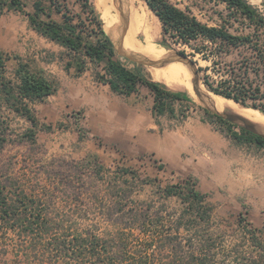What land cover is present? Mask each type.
<instances>
[{
    "label": "trees",
    "instance_id": "obj_1",
    "mask_svg": "<svg viewBox=\"0 0 264 264\" xmlns=\"http://www.w3.org/2000/svg\"><path fill=\"white\" fill-rule=\"evenodd\" d=\"M145 1L162 23L161 45L165 47L170 48L169 37L182 45L209 41L215 45L210 50L217 55L229 52L232 47H249L251 55L243 61L244 68L232 64L226 78L216 83L205 79V83L212 92L264 113V17L253 4L248 0H214L225 3L236 19L247 21V26L257 32L255 39L251 34L232 33L222 25H208L170 0ZM5 11L23 13L33 30L60 45L66 71L81 75L94 64L96 79L109 84L116 93L129 95L138 91L140 85L150 88L155 98L157 124H161L164 115L178 122L189 116L187 110L192 100L188 93L171 90L151 76L130 69L117 55L93 0H0V12ZM180 53L187 55L185 50ZM17 59L14 76L9 78L6 57L0 50V151L8 139L5 112L21 115L36 127L39 121L31 103L57 91L56 83L43 68L35 69L22 58ZM250 64L257 66L251 68ZM250 69L261 77L258 82L250 77ZM204 112L230 130L235 126L206 108ZM231 134L241 142L264 149V136L260 134L243 127L240 131L231 130ZM27 139L36 143L34 130L27 133ZM42 173L53 179L40 188L29 189L18 180H10L12 177L0 168V264H153L149 256L157 252L168 260L154 264H221L215 260L212 234L200 229L203 223L211 222L213 206L207 193L190 178L162 186L155 180L141 179L132 169L112 171L97 161L78 168H51ZM88 175L95 178L94 184L88 183ZM146 183L152 185L159 206L155 199L133 197L137 187ZM93 186L97 187L93 196L83 198ZM60 192L71 194L68 199L71 214L60 211ZM171 197H178L181 203L180 208L174 209L176 217L167 209ZM245 221L241 213L238 224L243 227V238L258 247L257 229ZM261 254L260 258L250 256L251 264H264L263 249Z\"/></svg>",
    "mask_w": 264,
    "mask_h": 264
},
{
    "label": "rangeland",
    "instance_id": "obj_2",
    "mask_svg": "<svg viewBox=\"0 0 264 264\" xmlns=\"http://www.w3.org/2000/svg\"><path fill=\"white\" fill-rule=\"evenodd\" d=\"M170 1L176 6L190 11L200 21L208 25H222L232 33L251 34L254 35V39L257 37V32L247 26V21L242 18L236 19L225 3L214 0ZM248 1L264 17V0ZM109 3L110 0L102 10V14L98 11L102 20L103 12L109 6ZM139 3L156 15L145 0H140ZM157 20L159 32L155 40L156 44H154L155 50L149 54L152 57L150 59L161 60L169 57V53L185 50L189 60L194 61V65L190 66L184 61H174L175 63L172 62L171 65L176 67V72L180 76H184L191 83L195 96L192 97L185 87L175 89L161 83L171 90L188 93L192 100L188 109L190 117L201 115L208 119L204 112L205 106L194 90L193 80H197L199 88L207 95L208 92L211 94L212 91L207 87L205 79L216 83L218 80L226 78L229 75L227 70L232 64L236 68H244L243 61L251 55V49L247 46L232 47L229 52L217 55L215 50H210L215 48V45L209 41L198 40L193 41L192 45H182L176 44L171 37L167 39L170 48H166L161 45V42L164 41L163 28L159 18ZM0 50L6 57V74L9 78L14 76V71L18 66L17 57H20L35 69L43 68L58 88L55 94L42 101L31 103L33 113L39 121L36 127L21 115L14 112H5L4 116L9 126L7 130L8 139L0 151V168L4 174L12 177L10 180H18L29 189L33 187L37 189L53 179L42 173L47 169L69 168L70 166L78 168L83 164H91L95 161L112 171L121 168L132 169L139 174L141 179L155 180L157 184L162 186L176 184L190 178L198 189L207 193V200L213 206L211 222L209 224L203 223L200 225V229L202 232L211 233L213 236V253H215L216 262L221 264H251L250 256H256V258L262 256V249L264 251V182H260L259 176L253 177L252 182L247 184H215L212 182L214 178L206 173L205 164L199 160L195 159L188 165L175 166L161 153L154 155L146 151L134 154L109 145L107 138L100 134V129L92 114V106L85 108V105H83L84 94L73 89L79 85H88L91 81V93L92 96H95L100 91L94 87L93 83L97 67L91 64L80 78L73 73H60L59 70L63 66L60 53L63 48L33 30L28 17L23 13L17 11L0 12ZM117 51L120 52L118 49ZM118 52L117 55L123 58L130 69L140 71L152 78H154L152 67H164L132 61L122 56L121 52V54ZM256 66L255 64L249 65L251 68ZM180 68L182 69L180 70ZM198 68H201V70L199 71ZM195 70L198 71L197 75H195ZM249 74L255 82H258V79L261 78L257 77L251 69ZM140 87L146 88L145 85H140ZM262 90L264 91V86ZM250 102L254 101L250 100ZM255 102L262 103L263 100H255ZM259 111L263 113L261 110ZM172 120L173 122L165 123L167 129H172L173 125L179 123L176 119ZM177 129V133H173L171 136L185 139V132L183 134L179 133V128ZM31 130L35 131L36 143H32L27 139V133H30ZM182 159H187L186 152H183ZM88 176L86 177L88 183L94 184L95 178ZM75 181L77 182V179ZM98 182H95V185ZM96 190L97 187L93 186L82 197H92ZM70 195L69 192L58 194V204L63 214L72 213L68 206ZM133 197L137 199H155L157 206L160 205V200L149 183H146L144 187H137ZM166 205L168 211L174 217L177 215L174 213V209L180 208L181 203L178 197H171ZM241 213L245 216V222L248 223V226L257 229L259 235L258 247H254L251 241H246L243 238V227L238 224ZM91 214H94L93 210ZM9 242L12 243L13 240L9 238ZM133 243L135 246L139 245L138 241ZM23 244L26 245V243ZM260 245L263 247H260ZM10 249H14V247L10 246ZM152 254L149 256L151 262L164 263L168 260L166 257L162 258L158 252L155 255Z\"/></svg>",
    "mask_w": 264,
    "mask_h": 264
},
{
    "label": "crops",
    "instance_id": "obj_3",
    "mask_svg": "<svg viewBox=\"0 0 264 264\" xmlns=\"http://www.w3.org/2000/svg\"><path fill=\"white\" fill-rule=\"evenodd\" d=\"M61 68L60 73L75 75L73 70L66 71L64 65ZM93 83L100 90L95 96L91 93V81L73 89L84 94L85 108L92 106L100 134L107 138L109 145L134 154L161 153L175 166L199 160L215 184H247L255 176L264 182V149L235 139L231 130L240 131L239 126L230 130L222 122L199 115L188 116L167 129L165 123L173 120L164 115L160 118L161 124H157L154 94L147 86H139L138 91L124 95L114 92L109 84L99 82L95 75ZM177 128L179 133L185 132V139L171 136L177 133ZM183 152L187 153V159H182Z\"/></svg>",
    "mask_w": 264,
    "mask_h": 264
},
{
    "label": "bare ground",
    "instance_id": "obj_4",
    "mask_svg": "<svg viewBox=\"0 0 264 264\" xmlns=\"http://www.w3.org/2000/svg\"><path fill=\"white\" fill-rule=\"evenodd\" d=\"M139 1L110 0L109 6L103 12L102 17L104 28L112 38L115 47L122 54L144 60L152 58L149 54L155 50L154 44H156L155 40L159 32V26L157 24L158 17L142 6ZM94 2L98 11L102 14V10H104L109 0H94ZM171 64L172 62L161 68L152 67L154 79L170 88L185 87L189 94L194 97L191 83L184 76H180L176 72V67ZM199 100L219 112L232 111L240 114L253 122L259 128L258 130L264 132V114L257 109L241 106L235 100L213 92L211 94L208 92V95L206 94L203 98L200 97ZM197 102L199 101L197 100Z\"/></svg>",
    "mask_w": 264,
    "mask_h": 264
},
{
    "label": "water",
    "instance_id": "obj_5",
    "mask_svg": "<svg viewBox=\"0 0 264 264\" xmlns=\"http://www.w3.org/2000/svg\"><path fill=\"white\" fill-rule=\"evenodd\" d=\"M110 39H111V41L113 43L114 49L116 50V47H115L114 42H113L111 37H110ZM166 48H168V47H166ZM116 52H118V51L116 50ZM118 53H120V52H118ZM169 54H170L169 57L161 59V60H153V59H150V58H146L144 60H141V59H137V58H134V57L127 56L125 54H121V55L126 57V58H128V59H130V60H132V61H136V62L143 63V64H148V65H151V66H166V65H168V64H170L171 62H174V61H184V62H187L190 66L194 65V61L193 60H189L188 56L185 55V54L180 53V51H177L175 53H169ZM197 72L198 71L195 70V75L198 74ZM193 85H194V90H195V92H196V94L198 95L199 98L200 97L203 98V97L206 96L205 92L203 90H201V88H199L196 79L193 80ZM204 106H205V108L207 110L222 116L223 118L229 120L233 124H235V125H237L239 127H243L246 130H248V131H252L254 133H257V134H260V135L264 136V132L258 130L259 128L253 122H251V121L247 120L246 118L242 117L240 114L234 113L232 111L219 112V111L214 110V109H212L211 107H209V106H207L205 104H204Z\"/></svg>",
    "mask_w": 264,
    "mask_h": 264
},
{
    "label": "built area",
    "instance_id": "obj_6",
    "mask_svg": "<svg viewBox=\"0 0 264 264\" xmlns=\"http://www.w3.org/2000/svg\"><path fill=\"white\" fill-rule=\"evenodd\" d=\"M187 112H188V110H187Z\"/></svg>",
    "mask_w": 264,
    "mask_h": 264
}]
</instances>
